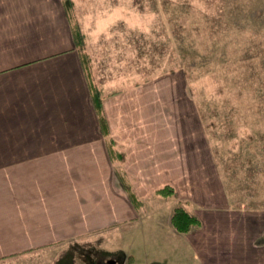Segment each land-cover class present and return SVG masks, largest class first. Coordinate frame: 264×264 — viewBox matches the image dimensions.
Here are the masks:
<instances>
[{
    "label": "crops",
    "instance_id": "0c3cea01",
    "mask_svg": "<svg viewBox=\"0 0 264 264\" xmlns=\"http://www.w3.org/2000/svg\"><path fill=\"white\" fill-rule=\"evenodd\" d=\"M71 4L0 0V264L146 221L180 238L178 261L264 264V205L232 204L200 109L177 94L180 80L104 91L75 39ZM166 185L176 195L157 192ZM178 205L200 225L177 231Z\"/></svg>",
    "mask_w": 264,
    "mask_h": 264
},
{
    "label": "rangeland",
    "instance_id": "374dc122",
    "mask_svg": "<svg viewBox=\"0 0 264 264\" xmlns=\"http://www.w3.org/2000/svg\"><path fill=\"white\" fill-rule=\"evenodd\" d=\"M71 1L93 81L111 92L131 79L180 80L177 94L200 109L232 204L263 206L264 0ZM173 237L181 244L146 221L12 264H131L128 254L133 264H199L190 255L177 260Z\"/></svg>",
    "mask_w": 264,
    "mask_h": 264
},
{
    "label": "trees",
    "instance_id": "16d2710c",
    "mask_svg": "<svg viewBox=\"0 0 264 264\" xmlns=\"http://www.w3.org/2000/svg\"><path fill=\"white\" fill-rule=\"evenodd\" d=\"M74 33L76 41L80 42V46L84 45V34L81 31L78 25L75 26L74 24ZM84 54L82 50V55ZM100 91L97 90V103H98V110L101 113V97L99 94ZM103 126L105 128V119L101 116ZM160 195L167 196V195H176V190L173 186L166 185L158 189L157 191ZM200 219L195 215L190 213L183 205H178L173 212L172 215V224L175 229L179 232L185 233L189 232L193 226L200 225Z\"/></svg>",
    "mask_w": 264,
    "mask_h": 264
},
{
    "label": "water",
    "instance_id": "95a60500",
    "mask_svg": "<svg viewBox=\"0 0 264 264\" xmlns=\"http://www.w3.org/2000/svg\"><path fill=\"white\" fill-rule=\"evenodd\" d=\"M110 263H114L115 261L114 260H109Z\"/></svg>",
    "mask_w": 264,
    "mask_h": 264
}]
</instances>
